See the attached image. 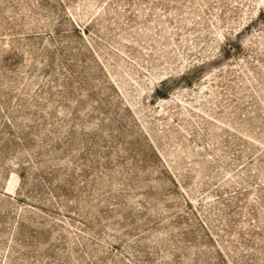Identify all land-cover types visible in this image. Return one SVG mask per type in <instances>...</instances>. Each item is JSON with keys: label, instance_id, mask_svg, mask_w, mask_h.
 Here are the masks:
<instances>
[{"label": "rangeland", "instance_id": "374dc122", "mask_svg": "<svg viewBox=\"0 0 264 264\" xmlns=\"http://www.w3.org/2000/svg\"><path fill=\"white\" fill-rule=\"evenodd\" d=\"M0 264H264V0H0Z\"/></svg>", "mask_w": 264, "mask_h": 264}]
</instances>
